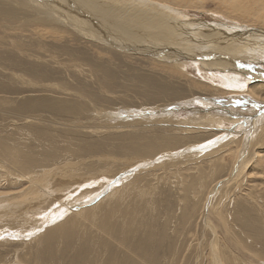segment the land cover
<instances>
[{
    "label": "rangeland",
    "instance_id": "obj_1",
    "mask_svg": "<svg viewBox=\"0 0 264 264\" xmlns=\"http://www.w3.org/2000/svg\"><path fill=\"white\" fill-rule=\"evenodd\" d=\"M195 2L202 4L199 14L207 22L215 19L214 16L222 17L233 11L231 6L219 0ZM232 15L239 21L244 19L237 12ZM47 29L54 31L58 37H43L45 26L0 17V192L13 194L26 188L27 183L20 178L26 173L35 176L51 172L52 176L56 174L55 183L72 179L83 182L92 173H98L96 177H105L101 180L103 183L112 180L109 177L115 174L123 175V178L130 175L122 184H117L119 188L124 186L121 190H132L121 209L118 208L121 211L119 218L126 217L128 223L122 228L121 222L115 219L109 224L104 223L105 208L114 205L105 199L110 190L98 198L97 201H103L102 204L94 200L87 205L89 209L81 210L77 204L69 205L74 208L69 211L62 209L65 216L57 214L56 218L44 224L37 214L49 215L58 205L46 211L20 212L15 210L14 203L5 205L7 208L0 203V264H110L114 259L115 264H142L143 261L146 264H211L212 250L223 264H248L249 256L264 264V138L258 145L248 148L243 141L239 142L241 134L234 143L225 141L226 144L217 150L219 152L215 156H210L209 152L206 153L208 156L201 154L170 161L160 160L162 154L151 157L195 145L204 141L207 135H222L226 130L231 133L248 132L256 127L249 118L264 116L261 115L264 102L241 92L242 95L211 97L212 104L206 107L200 104L188 106L211 113L220 121L214 123L211 119L206 120L209 113L185 110L186 105L182 103V106L177 105L195 96L215 95L208 90L194 88L188 81H204L196 67L191 66L189 72L192 75H188V79L174 74L168 65L157 60L113 54L106 48L81 40L71 31L63 36L69 43L52 42L50 40L56 41L61 37L58 33L66 30L58 26ZM53 45L63 49L56 52L52 49ZM41 49L54 55L58 53L62 56L60 59L67 62L69 56L65 52H84L87 55H79L77 60L97 68H108L111 81L105 80L104 86L93 77H80L65 67L49 65L36 58L37 50ZM132 68H142L157 77L159 74L151 71L161 72L163 68L167 72V90H151L133 81ZM238 78L240 80L234 81L248 82L247 86L256 82L247 76L239 75ZM216 87L221 88V85ZM73 111L77 112V116ZM171 111L174 114H170ZM161 113L171 121H193L194 126L190 128L195 134H183L170 126L173 124L155 126L153 121L144 123L140 120L161 118ZM234 114L245 116V119L232 124V120L237 118L232 116ZM200 117H205L206 122ZM75 125L82 128H73ZM126 125L130 129L125 128ZM215 126L222 128L223 132ZM198 130H201L200 133ZM179 138L185 140L179 141ZM211 140L212 137L208 141ZM164 141L176 143L170 147V142ZM136 142L148 143L146 148H152L153 152H142L144 156H138L118 150L122 145ZM181 143L183 146H180ZM30 160L40 164L23 169L21 164ZM138 160L144 164L137 165ZM237 166V178L233 182L225 187L223 184L214 186L222 180L225 184L229 182ZM100 171L111 174L102 175ZM58 188L63 186L57 184ZM211 206L216 209L222 230L209 227V223H213V217L209 215ZM90 209L95 213V225L91 231L85 230L86 222L81 219L74 221L75 215H71L74 211ZM63 226L64 235H57L50 247L42 242L46 233L51 230L61 233ZM33 229L34 232L31 231ZM103 229H109V237L101 232ZM62 235L65 241L60 240ZM154 258L155 262L150 263Z\"/></svg>",
    "mask_w": 264,
    "mask_h": 264
},
{
    "label": "bare ground",
    "instance_id": "obj_2",
    "mask_svg": "<svg viewBox=\"0 0 264 264\" xmlns=\"http://www.w3.org/2000/svg\"><path fill=\"white\" fill-rule=\"evenodd\" d=\"M195 1L197 0H0V17L12 21L24 20V22L33 24L34 26H45L43 37L46 38L58 37V35L54 31H49L47 29L53 26H58V28H62L61 30L65 29L66 31L58 33L61 34V37L59 36L57 40L55 39L56 41H54V39L50 40L52 42L62 44L69 43L65 41L66 38H64L63 36L67 34L68 31H71L79 36L81 40H87L89 42H92L93 44L106 48L109 51H112L111 53L113 54L125 56L127 58H129L130 56H135L157 60L160 63L168 65V68L174 74L186 77L188 79L190 78L188 77V75L191 74L189 72V70L192 68L191 66L196 67L204 81L192 79H189L188 81L191 82L194 88L208 90L211 95H215L208 97L195 96L194 98L187 101L177 103V105L180 106L186 105L185 110H193L194 112H201V114L204 112L209 113L203 111V109L188 108V106L200 104L206 107L212 104L211 97H223L229 94H237L241 92H247L248 95L255 98V100L258 99L264 102V0H219L220 3H226L228 6H231V9L233 11L227 14L228 16H214L215 19L212 18L210 22H207L206 19L204 20L200 17L201 12L199 11V9L202 4H196L197 2ZM198 1L201 2V0ZM192 8H195L197 11ZM236 12L244 19H240L239 21L238 19L234 18L233 16L235 15L232 14ZM6 26L9 27L8 25ZM13 46L14 43L12 45V48ZM53 48L55 49V51L63 49L59 45H53L52 49ZM41 50L42 51L37 50L36 54L38 56H36V58L47 62L49 65L53 64L54 66L65 67L77 73L80 77H93L98 84L104 86L105 80L111 81V72L108 68H97L92 66L90 63L77 60V57H79V55H87L84 52L64 51L65 55L69 56L67 58V62L60 59L62 56L58 53L54 55L48 50ZM248 66H251L252 68L249 69ZM198 71L196 73H198ZM151 72L156 75L159 74V77L153 74H148L150 72L144 71L142 68H132L131 77L133 81L143 84L148 89L161 91L167 90V79L165 78V73H167L166 70L162 68L161 72ZM239 75L247 76L250 80L256 82L254 83V85L252 84L251 86H247L248 82H245L244 84V81H234V79L240 80V78H238ZM156 78L161 79V82ZM217 84H220L221 88L216 87ZM240 95H242V93ZM153 112L154 111H152L151 113L153 114ZM172 113L173 112L171 111L170 114ZM73 114L74 116H77V112L73 111ZM262 114H264V111L263 113L261 112V115ZM163 115V113L159 115L161 116V118H158L156 114V119H153L155 118L153 117L151 119L143 120L142 118L140 120H142L143 122L153 121L156 123L155 126H166V124H173L170 126H174L175 130H180V132L183 134H195L194 129L190 128L194 126L193 121H171V119L167 118V115ZM232 116L237 117L235 121H233L232 119H228L232 120V124H238L240 123L241 119H245V116L243 117L240 114H234ZM208 117L209 118H206V120L211 119L210 121L220 122L214 115H211V113H209ZM254 117L255 116L249 119L255 122L256 127H254L252 130H249L248 132L231 133L225 129L226 131H224V133L222 128L215 126L218 131L222 130L220 132L223 133H221L222 135H219L218 133L212 134L211 136L209 135L210 137H212L211 141H208L210 137H207V135L205 136L206 138L204 141L202 140V142L195 145L192 144L175 152L166 151L163 153H158L156 155H152L151 157L160 156L162 154L160 156V160L163 159L164 161L168 159L167 161H170L172 159L177 160L186 156L198 157L201 154H205V156H208L210 154V156H212L219 152L217 151L219 148H223V146L226 144L225 141H231L234 143V141H236V139L241 134L242 135L239 139L241 141L239 142L242 143L243 141L244 146H248L249 148L251 145H258V143L262 142V139L264 138V116H261L262 118L259 119H254ZM199 119L201 120L202 118L200 117ZM198 122L200 123L201 121L198 120ZM176 123L179 124L174 125ZM195 123V125H197V122ZM201 123L204 124V122ZM218 124L221 125L220 123ZM198 125L200 128V124ZM72 127L82 128L79 125H75ZM129 127L127 125L125 126V128L127 129H130ZM200 131L198 133H200ZM206 134L209 133L207 132ZM177 140L184 141L185 139L179 138ZM140 142L130 144L129 146L122 145L118 150H125L126 153H133L137 154L138 156H144L142 152H153L152 148H146L148 143H146V145L144 143L143 145ZM164 142L168 143L170 141ZM175 143L176 142L172 141L169 143V146L173 147ZM180 146H183V144ZM242 150L244 151V147ZM141 160L136 161V163H138L137 165L144 164L143 162H140ZM81 161L83 162L85 160ZM39 164L40 163L36 160H30V162L28 163L21 164V167L23 169H27L30 168V166L36 167ZM154 165L156 164H153V166ZM239 166H237V170L234 171V173L232 171L233 176L230 180H228L229 182L225 184V181L222 180L223 182H216L214 186L220 187V185L223 184L222 186L225 187L229 183L233 182V180L237 178L235 174L238 173ZM100 172H102V175L111 174V172ZM97 174L98 173H92V175L83 182H77L72 179L64 183H55L56 174L52 176L51 172L45 171L41 174H36L35 176H32L30 173H26L25 175L20 176L22 181L27 183L26 188L19 189L13 194L0 192V203H2L4 206L8 205L9 203H14L13 205L15 206L13 207H15V210H19L20 212L25 210H34L36 212L38 210L46 211L52 208L54 205H58V208L52 211L49 215L45 216L43 215V213L37 214V217L42 218L40 220H42V223L44 224L45 221V223H47L49 219L53 220L54 218H56L57 214H63L62 209H64V211H69V209L74 208L76 204L80 206L79 210H81V208L89 209L87 205L93 203L94 200L97 201L98 198H101L105 192L110 190V193L108 192L109 194H107L105 199H109L113 202L114 205L105 208L106 219L104 223L109 224L113 219H115L116 221L121 222L122 228L123 225L128 223V220L124 216L123 219H121V217L119 218V216L121 215V211L119 209H121L123 202L132 192V190H121L124 186L119 188L117 184L120 182V184H122L125 181V178L129 177L130 175H124L123 178V175L115 174V176L112 175L109 177L112 180L108 179L109 181H106L107 183H103L101 180L105 177H102L101 175L96 177ZM57 184L59 186H63V188L56 189ZM91 186H93L94 188H91ZM87 188H90V190H87ZM97 202L99 203V201ZM102 202L100 201L99 205L102 204ZM69 205L74 206H71L72 208H70ZM4 208L7 207L5 206ZM107 210L109 211V213L107 212ZM215 211L216 209L211 206L209 215L213 217V223H209L211 222L209 221V227L214 230L218 228H221L222 230V224L219 218L216 216ZM68 214L70 215L71 213ZM71 215H75L74 221H78L79 219H81V221L86 222L87 226H85V230L88 229L91 231L93 229L95 225V213L93 212V210L90 209L89 211H74ZM64 230L65 227L63 226L61 228V233H59V231L57 230L49 231L44 236L42 242L47 243V245L50 247L51 241L56 240L57 235L63 234ZM105 230L107 231V233ZM105 230L103 229L101 230V232L109 237V233L111 232L109 231V229ZM31 231L34 232V229ZM63 235L60 237V240H64L65 236L63 237ZM44 252H46V250ZM57 252L58 251H56V253ZM211 252V262L213 264H223L220 261L221 258H218L217 253L215 251L213 252V250ZM150 258L149 260H151ZM141 261L142 260H140V262ZM247 261L248 264H259L258 260H254L251 256H249ZM115 262L116 261L114 259L110 264H115ZM152 262H155V258L150 263ZM144 263L145 262L143 261L142 264Z\"/></svg>",
    "mask_w": 264,
    "mask_h": 264
}]
</instances>
